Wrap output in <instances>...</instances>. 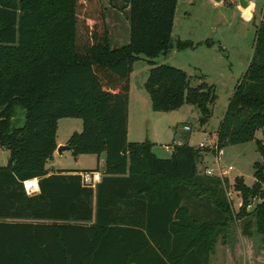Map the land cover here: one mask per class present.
<instances>
[{
    "label": "trees",
    "instance_id": "16d2710c",
    "mask_svg": "<svg viewBox=\"0 0 264 264\" xmlns=\"http://www.w3.org/2000/svg\"><path fill=\"white\" fill-rule=\"evenodd\" d=\"M177 1L126 0L129 39L112 48L101 0H0V148L9 152L0 165V264H209L215 223L184 204L206 200L224 224L233 214L222 188L227 181L198 175L208 149L174 145L170 158L160 159L149 142L127 141L133 64L172 48ZM194 47L176 44L179 51ZM144 90L153 112L192 106L200 126L217 100L213 86L192 87L185 72L167 65L149 70ZM16 107L25 112L24 125L11 129ZM65 118L83 121L67 142L73 157L105 155L95 187L83 174L98 169H46ZM262 129L264 19L219 123L217 150L253 141ZM256 146L264 157V142ZM254 176L252 187L234 180L242 201L236 217H252L242 234L251 237L253 230L264 246V177L259 168Z\"/></svg>",
    "mask_w": 264,
    "mask_h": 264
},
{
    "label": "rangeland",
    "instance_id": "374dc122",
    "mask_svg": "<svg viewBox=\"0 0 264 264\" xmlns=\"http://www.w3.org/2000/svg\"><path fill=\"white\" fill-rule=\"evenodd\" d=\"M101 1L104 25L111 47L118 48L129 39L126 0ZM241 1L248 3L247 9L239 6ZM263 19L264 0H226L219 5L214 4L212 0H178L171 33L172 48L166 56H158L154 59L139 56L140 59L133 64L131 77L134 92L136 90L144 92L143 84L149 70L154 66L167 65L185 72L192 87L202 82L213 86L217 100L211 107V117L204 126L199 124L200 112L188 105L173 113L134 112V110L130 126L143 130L142 133L147 130L149 134H157L150 138L154 144L149 143L152 145V152L160 159L169 158L173 136H175V144L181 141L197 146L205 142L207 147L203 150L208 149V151L203 153L197 164L198 175L205 176L204 172L207 169L213 171V176L210 177L225 179L227 186L222 182V188L226 201L237 213L242 201L239 193L233 188L235 178H242L246 186L252 187L257 182L254 176L256 169L259 168L264 177V157L257 151L256 146V141L264 142V129L256 132L253 141L223 147L218 157L209 146L216 141V132L229 99L251 59L256 28ZM179 41L192 42L195 47L179 51L176 48ZM24 116L25 112L21 108H14L11 129L22 127ZM184 126L189 127L190 130L184 131ZM82 129V120L62 119L57 125L56 139L63 142L74 133H80ZM129 139L132 142L131 136ZM98 159L97 155L73 157L71 151H63L60 156L55 154L52 160L47 162L46 168L54 172L95 170L98 169ZM8 160L9 152L0 148V165L5 166ZM219 170L227 172L224 177H218ZM260 189L264 192V179L260 182ZM257 202V198L250 201L247 212H252ZM247 218L252 217L250 215L243 219L240 217L242 219L238 224L240 230ZM231 226L234 227V224Z\"/></svg>",
    "mask_w": 264,
    "mask_h": 264
},
{
    "label": "crops",
    "instance_id": "0c3cea01",
    "mask_svg": "<svg viewBox=\"0 0 264 264\" xmlns=\"http://www.w3.org/2000/svg\"><path fill=\"white\" fill-rule=\"evenodd\" d=\"M125 9L128 11L127 3H126ZM131 77H132V73L130 75L129 94H128L127 141L130 142L129 137L131 136L134 141L132 140V142L130 143L150 142L154 144L153 141H150L151 140L150 138L153 137L155 133L154 134L151 133L152 134L151 135L149 134L147 130H145V133H142L144 132L143 130L142 131L137 130V128H132L130 126L132 111L134 110H135L134 112L152 111V113H156V112H153L151 108V101L145 90L144 92H142V90H136V92H134L133 90L134 88L131 84ZM143 88H144V84H143ZM60 120H58V123ZM171 138H172L171 141L173 144L172 147L174 145L184 144L181 141H178V143L175 144L174 143L175 136ZM69 139L70 137L67 138L63 142L58 141L56 139V145L58 146L60 144H66ZM172 147L170 151L172 150ZM55 154L56 152H54L53 157ZM170 156L171 154L169 155V158ZM98 160H99L98 171L100 173V179H101L102 173L105 169L104 168L105 155L101 154ZM48 171L54 172V170H48ZM92 186L95 187V185H92ZM37 193H38V190L32 193H28V194L34 195ZM206 202L207 201L203 199H187L185 200L184 204L190 208L191 212L197 214V216L199 217L198 219L201 218L203 221L207 223H210V222L215 223V241H214L213 251L209 258V264H213V263L214 264H240V262L241 264H262L264 263V246L261 244L260 237L257 236L253 230H252L251 237L243 236L242 229L240 230L238 228L239 227L238 224L240 220L242 219H238V217H236L237 212H235V210L232 209L233 210L232 216H230V219L228 218L227 219L228 221H226L224 224L220 221L221 217L217 214V212L215 213V210L212 207H209V205L206 206L207 205ZM93 221L94 219H92V221L89 224H92ZM232 224H234V227L231 226ZM213 259H214V262H212ZM236 259H237V262H236ZM154 264H160V262L156 259Z\"/></svg>",
    "mask_w": 264,
    "mask_h": 264
},
{
    "label": "built area",
    "instance_id": "2783aa9c",
    "mask_svg": "<svg viewBox=\"0 0 264 264\" xmlns=\"http://www.w3.org/2000/svg\"><path fill=\"white\" fill-rule=\"evenodd\" d=\"M183 129L185 130V131H189L190 130V128L189 127H187V126H184L183 127ZM195 146V145H194ZM198 149H204L205 147H207L206 146V144H205V142H201V143H199L197 146H196ZM210 148H211V150H215L216 152H217V154H216V156L218 157L219 155H221V153H222V150H217V147H216V141L212 144V145H210L209 146ZM218 159V158H217ZM231 170V168H229V171ZM227 172L226 171H224V172H222L221 170H219V176L218 177H220V178H222V177H224L225 176V174H226ZM204 174L206 175V176H213V171L212 170H205V172H204ZM83 181H84V183H86V184H89V185H95V184H97L99 181H100V173L99 172H90V173H84L83 174ZM27 191V190H26ZM27 193H32V192H28L27 191Z\"/></svg>",
    "mask_w": 264,
    "mask_h": 264
},
{
    "label": "water",
    "instance_id": "95a60500",
    "mask_svg": "<svg viewBox=\"0 0 264 264\" xmlns=\"http://www.w3.org/2000/svg\"><path fill=\"white\" fill-rule=\"evenodd\" d=\"M226 0H212V2L214 4H223ZM239 6L242 8V9H247L248 8V3L247 2H244V1H241L239 2ZM71 147L69 146V144H60L56 147V154H58L59 156L62 155V152L63 151H70ZM25 186V185H24Z\"/></svg>",
    "mask_w": 264,
    "mask_h": 264
}]
</instances>
